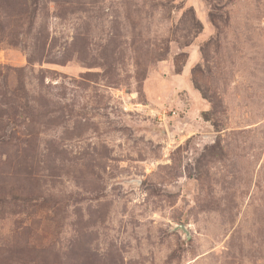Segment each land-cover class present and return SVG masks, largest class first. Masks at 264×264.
<instances>
[{
  "label": "rangeland",
  "instance_id": "obj_1",
  "mask_svg": "<svg viewBox=\"0 0 264 264\" xmlns=\"http://www.w3.org/2000/svg\"><path fill=\"white\" fill-rule=\"evenodd\" d=\"M0 264H264V0H0Z\"/></svg>",
  "mask_w": 264,
  "mask_h": 264
}]
</instances>
